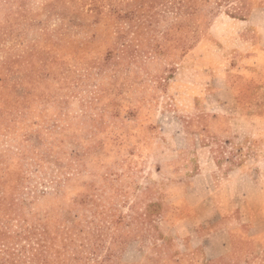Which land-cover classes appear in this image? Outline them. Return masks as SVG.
<instances>
[{
    "label": "rangeland",
    "instance_id": "374dc122",
    "mask_svg": "<svg viewBox=\"0 0 264 264\" xmlns=\"http://www.w3.org/2000/svg\"><path fill=\"white\" fill-rule=\"evenodd\" d=\"M257 38L264 0H0V194L46 244L18 264H264Z\"/></svg>",
    "mask_w": 264,
    "mask_h": 264
},
{
    "label": "trees",
    "instance_id": "16d2710c",
    "mask_svg": "<svg viewBox=\"0 0 264 264\" xmlns=\"http://www.w3.org/2000/svg\"><path fill=\"white\" fill-rule=\"evenodd\" d=\"M177 9H180V6L177 7ZM135 12L134 11H128L126 15H120V17L124 19L131 20L134 17ZM72 25L76 27L84 26V23L81 21H78L76 19H73ZM49 56V55H48ZM20 63V61L17 59L13 63H8L4 65L5 68H7V74L9 76H14V74H19L21 69L18 70V68H14L17 64ZM54 64L53 61H51V58L48 57L45 58L43 67H46L48 65ZM27 76V75H26ZM29 80L32 81L34 78L32 75H28ZM32 77V78H31ZM27 82V79L25 76L23 78L19 77L18 81L14 83L15 87H18V90L23 92L22 85ZM17 90V91H18ZM20 94V93H19ZM22 95V93L20 94ZM14 190V191H13ZM13 194L9 195L6 194L5 190H3V193L0 194V264H18L23 260V263H27V261H31L35 258V256H39L40 252V258H43V253H45L46 250V244L45 239L41 238L37 242V247L30 244L29 248H31L32 255H25L24 254V248H26V245L21 246V249H19L18 243L21 240V236L25 237V239L30 238V234L26 232H18V234H11V220L15 219L13 216V210L15 206L18 205V195L19 192L17 189V186H13ZM9 195V196H8ZM17 240V244L14 240ZM18 250V251H17ZM25 255V256H23Z\"/></svg>",
    "mask_w": 264,
    "mask_h": 264
},
{
    "label": "crops",
    "instance_id": "0c3cea01",
    "mask_svg": "<svg viewBox=\"0 0 264 264\" xmlns=\"http://www.w3.org/2000/svg\"><path fill=\"white\" fill-rule=\"evenodd\" d=\"M255 13V12H254ZM252 16H253V12L250 14V16L248 18L245 19H239L237 21V25L239 27H244V31L247 32V30L249 28H252L251 26L254 25V23H252ZM256 32L258 33H262L261 31H258L255 29ZM261 39V38H260ZM257 47L254 50H249L248 52H246L244 55H242L241 57H251L253 58V62L257 65V67L260 68L261 71V76H262V81H263V86H264V43L261 42V40H259V38H257ZM263 137H264V133H263ZM263 150H264V145H263ZM242 170L247 169L248 168V163H246L245 165H242L240 167ZM229 232V229H226V231L224 230H220V232L216 233L215 236L212 237L213 241H215L216 243V252L214 253V251H212V248L210 247V244L208 241L207 243H204L203 249L204 252L206 253V255H210V256H215V255H219L223 254V241L226 240L225 235H227ZM225 253V252H224ZM214 254V255H213Z\"/></svg>",
    "mask_w": 264,
    "mask_h": 264
}]
</instances>
